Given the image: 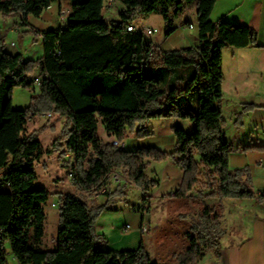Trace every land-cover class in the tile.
I'll use <instances>...</instances> for the list:
<instances>
[{
	"label": "trees",
	"instance_id": "1",
	"mask_svg": "<svg viewBox=\"0 0 264 264\" xmlns=\"http://www.w3.org/2000/svg\"><path fill=\"white\" fill-rule=\"evenodd\" d=\"M108 1L0 0V12L18 14L21 22L29 15L39 17L54 2L69 11L64 27L41 31L43 54L37 59L9 52L0 34V264L8 262L6 243L17 264H198L208 249L220 254L219 239L225 232L222 200L257 196L249 168L229 167L234 145L224 137L220 108L223 49L258 47L257 31L246 24L213 21L216 0H120L124 7L118 20L105 17ZM193 3L196 46L157 50L143 29L128 30L136 19L159 14L170 35L174 20ZM154 54L168 67L194 65L185 88L167 89L160 79L143 74L142 65ZM35 77L41 78L40 93L29 107L14 108L13 89L35 88ZM193 87L196 105L186 108L177 98ZM165 99L170 103L166 111L160 108ZM45 107L70 123L53 145H64L63 155L71 149L73 180L83 190L107 191L112 173L121 169L142 190L145 201L155 184L147 177L145 161L178 156L182 181L166 207L153 255L143 241L135 249L105 248L107 240L95 233L96 215L82 198L71 194L60 200L56 247L42 248L44 203L50 192L35 185V162L42 152L39 134L25 130L29 119L44 114ZM155 117L187 119L194 128L188 132L173 126L176 143L170 154L155 147L126 150L97 133L102 122L109 135L122 141L136 122ZM247 148L264 149H243ZM208 198L217 202L209 203Z\"/></svg>",
	"mask_w": 264,
	"mask_h": 264
},
{
	"label": "crops",
	"instance_id": "2",
	"mask_svg": "<svg viewBox=\"0 0 264 264\" xmlns=\"http://www.w3.org/2000/svg\"><path fill=\"white\" fill-rule=\"evenodd\" d=\"M57 3L58 10L56 14L58 18L61 7L59 2ZM48 9H45L39 17L35 16L38 18L36 21H32V15H29L23 22H18L19 19L21 20V16L18 14H3L0 12L3 20V25L0 22V34L3 33L4 27H6V33L26 32L30 29L41 38L42 30L62 27L61 23L51 22L46 24L43 21L46 13L53 14V11ZM62 11L69 13L68 9H62ZM194 12L197 15L196 3L188 6L184 13L174 20L175 30L170 35H167L164 31L163 36L153 38L152 41L156 49L172 50L196 46L198 43L197 20L196 25L193 24V28L188 26L189 22H192L189 19L184 23L186 14L190 15ZM16 16H19L18 20H16ZM53 16L55 15L53 14ZM67 17L68 14L64 20L65 24ZM210 18L213 21L224 19L233 23L246 24L254 28L258 34V47H225L223 49V97L220 102L222 116L225 121L224 137L234 145V150L229 156V167L231 169L249 168L251 186L257 196L253 198H224L222 200L221 227L225 232L219 239L220 254L218 255L215 250L208 249L198 264H264V149H243L245 147H264V0H216ZM145 28L157 27L145 25L141 29ZM14 45L15 43L12 40L10 46ZM6 49L10 52L7 47ZM176 122L172 126L180 125L185 129L189 126L194 127V124L192 125L187 119H179ZM141 128L145 129L144 126ZM145 131L147 132L146 129ZM109 138L116 137L110 135ZM175 143L176 138L171 137V141H168L171 148L175 147ZM121 145H123L122 148L126 149L124 141H121ZM135 149L137 148L126 150ZM68 157L66 154L63 158ZM69 163H73V158H70ZM171 164V161L167 163L166 172ZM121 171V169H117L112 173L113 178L110 185L106 193H102H111L107 195L106 204L99 202L98 199L101 196L99 192L93 195L91 191L83 190L77 185V189H74L75 192L72 194L67 190L68 186L62 182V179L55 175L51 180L53 193H55L58 200H52L51 203L60 202L61 198L67 194L82 197L91 212L96 215L95 233L105 237L107 240L104 245L105 248L116 250L135 249L141 241L146 244L145 232H141V225L146 223L149 229L153 226V232L147 238L152 244L153 249L150 250V253L153 255L156 249V235L165 223L167 212L165 218L153 222L151 196H148L147 200L142 201L140 204L128 205V203H124L122 205L125 198L122 182L125 178H120L119 172ZM172 177L176 179V182L169 181L168 186L163 189L164 192L160 194L166 207L172 198L170 193L175 191L182 181L181 168L180 172H176V175ZM172 177L169 179L171 180ZM166 196L169 199H165ZM258 197H262V199ZM207 201L215 203L217 199ZM104 207L113 211L122 209L127 214L126 218L131 221V231L126 228L128 224H124V227V225L120 226L118 222H114L115 214L102 210ZM138 208L141 211H138ZM56 214L59 223L58 211ZM56 244L57 241L54 242L52 248L45 249H54Z\"/></svg>",
	"mask_w": 264,
	"mask_h": 264
},
{
	"label": "rangeland",
	"instance_id": "3",
	"mask_svg": "<svg viewBox=\"0 0 264 264\" xmlns=\"http://www.w3.org/2000/svg\"><path fill=\"white\" fill-rule=\"evenodd\" d=\"M124 7V4L120 0H115L109 8L105 7L104 14L107 19L118 20L120 10ZM62 9H66L63 7L60 9V14L57 18V10L58 3L54 2L49 7V11H53V14L46 13L43 17V21L45 23H61V26H65L64 20L68 14V12H63ZM184 13V12H183ZM182 13V14H183ZM190 16V17H189ZM19 19V16H16V20ZM38 18L32 15L31 20L36 21ZM193 22L196 25L197 15L196 13H192L190 15L186 14L184 17V23L187 20ZM0 22L3 25L2 17L0 16ZM18 22H21L19 19ZM133 24L137 28H143L145 25H150L152 27H157L158 31L151 35H147L150 39L157 38L159 36H163L165 30H167V26L165 23L162 24V17L159 14H151L148 16H142L136 19ZM6 27H4V31L2 33L5 39V46L10 50V52L22 53L24 59H37L43 54V44L42 39L32 30H28L26 32H9L6 33ZM8 28V27H7ZM14 41L15 45L10 46V42ZM193 64H187L182 67H168L160 62V59L157 54H154L150 59L142 65V72L145 76H155L160 79L161 84L167 88L171 89L172 87H181L185 88L188 84V79L191 71L193 70ZM38 73V71H35ZM35 73V74H36ZM184 76L185 79H178V77ZM40 93L39 86L36 85L35 88H27L23 86H16L13 89L12 93V105L14 108H26L32 104L33 97ZM196 97H197V89L193 87L188 94H183L177 98L178 103L183 102L184 107H194L196 105ZM170 106L168 100H164L161 110H167ZM47 108H44V114H39L35 117L29 119L26 125V133H30L32 131H37L39 134V139L41 140L42 152L41 157L35 162V170L38 174V177L35 181V185L46 187L50 194L48 200L44 203V209L46 212V218L44 222V235L41 239L42 247L44 248H52L54 242L56 243L57 231H58V216L57 209L59 207H52L51 201L58 200L55 197V193H53L52 188V178L56 175L62 179V182L68 186V191L74 194L73 191L76 188V184L73 179L70 177V172L72 171L71 163H69L70 158H63L66 156L63 155L64 145L62 147H55L53 145V140L58 138H62L65 133V129L67 125H70L66 116H60V113L55 109L53 112L47 113ZM49 113L51 115H49ZM181 118L178 117H164V118H151L144 122H136L133 129H129L127 134L124 136L122 141L126 143V149H134L135 148H144V147H155L159 150L165 151L167 153H171L174 148L168 145V141H171V137L175 139L173 133L174 122ZM191 122V121H190ZM177 123V122H176ZM175 123V124H176ZM192 123V122H191ZM193 125V123H192ZM142 126L145 127L147 132ZM141 128V129H139ZM194 127H186L188 132L192 131ZM140 131V133L138 132ZM98 136L103 139L105 142H112L116 138H109L110 135L107 133L105 126L102 122H99L98 127ZM170 137V139H169ZM118 140V139H117ZM121 143V141H119ZM178 156H171L162 159H147L145 162V172L149 180L155 181V184L150 188V190L146 194V200L148 196H151L152 200V217L153 222L160 221L165 218L166 215V206L163 202V197L160 195L161 192H164V188L168 186L169 181L176 182L172 176L176 175V172L181 171L183 173V169L181 165L177 161ZM196 158H199V154H196ZM171 161L170 168L166 172V165ZM88 167V163H85V168ZM171 172V173H170ZM120 178H125L124 182H122V189H124V196L122 205L124 203L130 204H140L142 201L144 202V194L141 195L142 190L134 183L129 182L128 177L125 172H119ZM172 177L170 180L169 178ZM113 178V177H112ZM111 178V179H112ZM127 180V181H126ZM111 182V181H110ZM110 185V184H109ZM78 187V186H77ZM108 188V187H107ZM99 192L101 194L98 199L100 203H107V195L111 194H102L106 192H102V190L95 191L92 190L91 194H95ZM171 194V193H170ZM82 198V197H81ZM169 199V197H165V199ZM145 200V201H146ZM207 200H212L208 198ZM150 203V202H149ZM108 213L115 214L114 222H118V225H130L129 231H131V221L126 218V215L122 209L113 211L112 209L106 210ZM123 211V212H122ZM138 211H141L138 208ZM119 222H122L119 224ZM124 225V227H125ZM153 232V226L145 232L146 236V244L145 248L148 252L153 249L152 244L147 240V238ZM6 249L8 250V261L10 264H16L13 255L10 253V245L8 243L5 244Z\"/></svg>",
	"mask_w": 264,
	"mask_h": 264
},
{
	"label": "built area",
	"instance_id": "4",
	"mask_svg": "<svg viewBox=\"0 0 264 264\" xmlns=\"http://www.w3.org/2000/svg\"><path fill=\"white\" fill-rule=\"evenodd\" d=\"M112 1H113V0H109V1H108V6H111ZM188 26H189V28H193V27H194L193 24H189ZM136 28H137V27H136L134 24H131V25L128 26V30H135ZM156 31H158L157 28H145V29H143V32H144L146 35H151V34L155 33ZM40 81H41V78H40V77H35V78H34V85H39V84H40ZM49 115H51V114L49 113ZM112 143L115 144V145H117V146H120V147L123 146V145H121V143H120L117 139L113 140ZM66 154H67L70 158H73V153H72L71 149H67ZM69 157H68V158H69ZM69 175H70L71 179H73V178H74V171L72 170V171L70 172ZM105 191H106L105 188L102 189V192H105ZM174 194H175V192L172 191V192H171V196H174ZM51 206H52V207H59V206H60V202H52V203H51ZM126 228L129 229V228H130V225L128 224V225L126 226ZM140 229H141V232L144 233V232H147V231H148L149 227H148V225H147L146 223H143V224L141 225V228H140ZM13 258H14V257H13ZM14 260H15V258H14ZM15 262H16V261H15ZM7 264H10L9 261L7 262ZM16 264H17V263H16Z\"/></svg>",
	"mask_w": 264,
	"mask_h": 264
}]
</instances>
